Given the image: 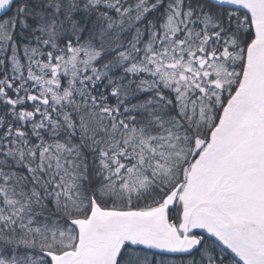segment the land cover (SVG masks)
<instances>
[{
	"label": "snow or ice",
	"instance_id": "snow-or-ice-1",
	"mask_svg": "<svg viewBox=\"0 0 264 264\" xmlns=\"http://www.w3.org/2000/svg\"><path fill=\"white\" fill-rule=\"evenodd\" d=\"M0 264H264V0H0Z\"/></svg>",
	"mask_w": 264,
	"mask_h": 264
}]
</instances>
